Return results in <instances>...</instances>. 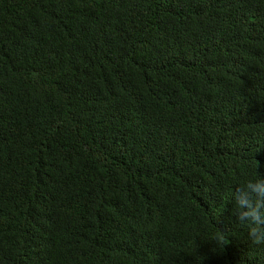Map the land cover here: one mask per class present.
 Returning a JSON list of instances; mask_svg holds the SVG:
<instances>
[{
    "label": "trees",
    "instance_id": "trees-1",
    "mask_svg": "<svg viewBox=\"0 0 264 264\" xmlns=\"http://www.w3.org/2000/svg\"><path fill=\"white\" fill-rule=\"evenodd\" d=\"M261 179L264 0H0V264H264Z\"/></svg>",
    "mask_w": 264,
    "mask_h": 264
},
{
    "label": "clouds",
    "instance_id": "clouds-1",
    "mask_svg": "<svg viewBox=\"0 0 264 264\" xmlns=\"http://www.w3.org/2000/svg\"><path fill=\"white\" fill-rule=\"evenodd\" d=\"M235 199L238 220L247 224L253 243L264 244V180L247 183L237 190Z\"/></svg>",
    "mask_w": 264,
    "mask_h": 264
}]
</instances>
